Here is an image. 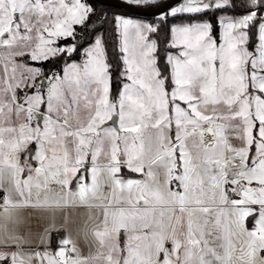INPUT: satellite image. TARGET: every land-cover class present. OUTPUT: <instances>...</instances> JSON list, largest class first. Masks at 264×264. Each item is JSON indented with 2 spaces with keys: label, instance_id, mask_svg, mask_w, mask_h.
<instances>
[{
  "label": "snow or ice",
  "instance_id": "1",
  "mask_svg": "<svg viewBox=\"0 0 264 264\" xmlns=\"http://www.w3.org/2000/svg\"><path fill=\"white\" fill-rule=\"evenodd\" d=\"M124 5L0 0V264H264V0Z\"/></svg>",
  "mask_w": 264,
  "mask_h": 264
},
{
  "label": "water",
  "instance_id": "2",
  "mask_svg": "<svg viewBox=\"0 0 264 264\" xmlns=\"http://www.w3.org/2000/svg\"><path fill=\"white\" fill-rule=\"evenodd\" d=\"M97 1L110 7L123 9L131 14L140 15V13H138L135 9L125 6L124 0H97ZM166 2L175 3V0H166Z\"/></svg>",
  "mask_w": 264,
  "mask_h": 264
},
{
  "label": "trees",
  "instance_id": "3",
  "mask_svg": "<svg viewBox=\"0 0 264 264\" xmlns=\"http://www.w3.org/2000/svg\"><path fill=\"white\" fill-rule=\"evenodd\" d=\"M90 2L94 3L95 6L97 7H101L103 9H105L106 11H108L109 13H123V14H128V15H133V16H136L138 14H131L123 9H120V8H114V7H110V6H107V5H104L100 2H98L97 0H90ZM146 18L148 19H151L152 17L151 16H147Z\"/></svg>",
  "mask_w": 264,
  "mask_h": 264
},
{
  "label": "rangeland",
  "instance_id": "4",
  "mask_svg": "<svg viewBox=\"0 0 264 264\" xmlns=\"http://www.w3.org/2000/svg\"><path fill=\"white\" fill-rule=\"evenodd\" d=\"M123 14V13H122ZM128 15V14H127ZM133 16V15H132Z\"/></svg>",
  "mask_w": 264,
  "mask_h": 264
},
{
  "label": "crops",
  "instance_id": "5",
  "mask_svg": "<svg viewBox=\"0 0 264 264\" xmlns=\"http://www.w3.org/2000/svg\"><path fill=\"white\" fill-rule=\"evenodd\" d=\"M120 14H122V13H120Z\"/></svg>",
  "mask_w": 264,
  "mask_h": 264
}]
</instances>
